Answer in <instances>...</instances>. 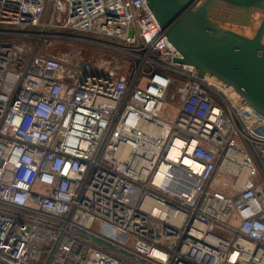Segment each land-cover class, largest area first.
I'll return each instance as SVG.
<instances>
[{
  "label": "built area",
  "instance_id": "obj_1",
  "mask_svg": "<svg viewBox=\"0 0 264 264\" xmlns=\"http://www.w3.org/2000/svg\"><path fill=\"white\" fill-rule=\"evenodd\" d=\"M180 57L147 0H0V264H264V115Z\"/></svg>",
  "mask_w": 264,
  "mask_h": 264
},
{
  "label": "water",
  "instance_id": "obj_2",
  "mask_svg": "<svg viewBox=\"0 0 264 264\" xmlns=\"http://www.w3.org/2000/svg\"><path fill=\"white\" fill-rule=\"evenodd\" d=\"M147 4L181 56L174 63L193 66L199 78L225 88L237 108L246 103L264 115V0H147ZM221 6L233 8L237 15L229 23L242 27L251 26L254 15H262L253 37L224 28L215 14ZM79 233L127 255L104 240Z\"/></svg>",
  "mask_w": 264,
  "mask_h": 264
},
{
  "label": "rangeland",
  "instance_id": "obj_3",
  "mask_svg": "<svg viewBox=\"0 0 264 264\" xmlns=\"http://www.w3.org/2000/svg\"><path fill=\"white\" fill-rule=\"evenodd\" d=\"M261 18L262 15L257 14L255 20H253L251 25V27H253V29H251L252 31L247 29L245 31L246 35L252 36V34L255 32V30L258 28L260 24ZM55 53L56 55H60L61 58L67 57L68 59H71L76 57L79 60L87 61L93 64L95 68L98 67L101 69L107 68V65H105L104 63L107 62L108 60L111 61L112 58L121 59V57L117 53H112L109 51V49L102 48L101 46L96 47L88 43L85 44V43H76V42H61L56 46ZM124 71H126V69L121 72ZM261 171L264 174L263 168L261 169ZM97 228L98 227H95V229ZM117 238L121 241L126 239V237L123 236H118Z\"/></svg>",
  "mask_w": 264,
  "mask_h": 264
},
{
  "label": "flooded vegetation",
  "instance_id": "obj_4",
  "mask_svg": "<svg viewBox=\"0 0 264 264\" xmlns=\"http://www.w3.org/2000/svg\"><path fill=\"white\" fill-rule=\"evenodd\" d=\"M215 14L224 21V22H221V24L224 28L239 32L241 34H244L245 36H248L245 34V31L247 29L248 30L253 29V27H251V26L242 27V26H238L236 24L229 23V21L233 19V16L237 15V12L229 6L217 7ZM256 16H257V14L253 16L252 22H253V20H255ZM254 33L252 34V36H248V37H253Z\"/></svg>",
  "mask_w": 264,
  "mask_h": 264
},
{
  "label": "bare ground",
  "instance_id": "obj_5",
  "mask_svg": "<svg viewBox=\"0 0 264 264\" xmlns=\"http://www.w3.org/2000/svg\"><path fill=\"white\" fill-rule=\"evenodd\" d=\"M164 171H165V169H164V167H162V169L160 170L159 175L157 176V182H158V183H159L160 180L162 179V174H163Z\"/></svg>",
  "mask_w": 264,
  "mask_h": 264
}]
</instances>
